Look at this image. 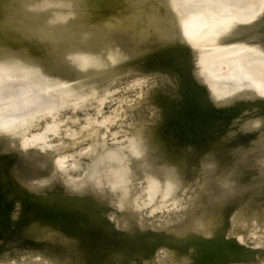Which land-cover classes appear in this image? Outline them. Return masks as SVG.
<instances>
[{
    "label": "rangeland",
    "instance_id": "obj_1",
    "mask_svg": "<svg viewBox=\"0 0 264 264\" xmlns=\"http://www.w3.org/2000/svg\"><path fill=\"white\" fill-rule=\"evenodd\" d=\"M19 1L21 0H0V32L4 28L5 30L8 27L11 28L13 22L14 26H18L20 23L16 24L18 21L21 22L20 16L24 13L22 14L23 18L33 19L36 23H32L31 20L32 24H30L29 20L27 22L24 20L25 18L21 17L23 19L21 23H28L26 28H30L25 30V35L27 31L31 34V30L34 31L32 36L38 32L33 38L37 37L39 41L33 40L32 36L28 37L32 38V41L37 40V44L41 41L39 45L42 44L40 48L43 51L45 49L47 52L54 42L55 45L53 44L54 47L52 45V49L50 48V53L54 50L57 54H61L65 49H72V46L70 47L72 40H74L73 49L78 46V48L86 50L89 47L90 49L87 50L90 52H86L97 53L95 65L103 66L102 59H105L104 66L100 67L102 72L106 71H104L105 74L102 73L103 79L106 76L112 77L145 69V66L149 70L144 74H127L118 77L97 92L82 97L67 95L63 101L64 96L60 97L61 100L58 96L56 101L61 102L52 107H49V104H43L44 109H41V106L34 107L40 108L36 111H32L33 107L30 108L31 110L19 108L20 114L24 116L19 115L16 110L18 117H14V112L9 117L11 121L7 118L1 119L3 121L0 122V264H264V157L251 153L240 162L234 170L233 177L222 182L223 188H221L222 183L218 185L217 191L222 189V192L219 191L222 195L220 194V201L215 202L216 204L213 206L214 192L210 194L211 188L206 192L203 191L201 176L193 178L182 192L173 193L178 189L177 187H181L185 183L192 172L202 170L210 178L214 174L213 171L216 173L230 166L238 155L235 146L237 141L244 144L245 139V143H247L254 140L256 135L264 134L263 85L248 80L239 82L235 76H231L232 69L251 56L255 58L256 66L264 74V1L262 4L261 0H234L233 3L228 0H219L220 2L224 1L222 3L218 0H191L185 3L184 0L183 2L187 5L185 6L182 5L183 2L179 3L182 0H177L176 3H179L180 7L185 6L181 10L175 6L176 3H173L175 0H170L172 3H169V0L166 2L161 0L162 3H156L159 0L153 2L145 0L146 3L149 2V6L151 5L149 10L151 14L148 18L154 17V21L151 20L159 24L158 28L157 24L152 22L156 25L153 27L154 31L150 29L146 33L147 38L141 37L145 43L147 42L145 39H148V45L147 43L144 45L140 38L135 39L133 36L125 38L121 28V30L119 29L121 32L116 30L120 25L115 26L113 23L114 29L117 28L115 30L112 28V30L114 33H118L117 35L120 36L118 38L119 36L112 33L111 23L110 26L108 22V26L106 25V19L101 23L105 24L107 31L110 29L109 32L103 27L104 24H100L99 27L103 28L94 29L95 36L93 30L87 32L88 26L83 24V27L79 22V25L71 23L70 31L66 33H69L68 36L73 34L71 41L70 38L69 40L66 38L65 33L57 32L56 35L53 30L54 23L56 22L59 26L64 25L66 19L62 17V14L69 9L67 7L61 9L63 12L58 8L57 13H54L56 8L53 11L50 10L53 14L49 12V8H47L48 12L45 11L46 8L39 10L43 14L40 13V15L44 16L41 17L45 18L43 21L40 17L41 21L49 23L46 25L51 24L50 27L48 26L50 32L47 34V26L45 24L41 26L42 22L36 18L39 12L35 11L37 7L35 2L33 3L34 0H31L34 5L29 0H26L27 3L25 2L26 4L31 3L33 6L31 4L30 6L33 8L26 5L24 1H22L24 4H19ZM162 4L168 5L166 7L169 9ZM241 4L244 7H241ZM256 4L258 10H252L250 6ZM19 6L24 10L22 13ZM172 6L173 10L170 12ZM246 6L247 8H245ZM178 8L181 10H179L180 16L178 15L179 11L177 12ZM242 8L246 11L243 12ZM157 9L166 12L159 14ZM212 10L216 12V15ZM31 11H35L34 13L37 15L29 14ZM210 11L215 15L213 17L218 27L212 31L202 29L201 32L189 35L190 30L185 28L186 24L191 19L201 18V14H209ZM25 12L26 16H24ZM44 12L47 15L50 13L52 18L51 16L47 17V20V15L45 16ZM152 14L154 15L152 16ZM158 14L162 15L161 18ZM30 15L34 16L36 20L34 17L30 18ZM58 15H60L59 18ZM163 15L170 16V23V19H175V21L172 19V26L174 25V28L178 26L176 30L174 29L175 37L178 36L177 41L184 43L187 50L183 47L160 52L150 57V51L154 52L176 44L174 35H169L172 34V30L169 34L167 31V34L164 32L165 29H173V27L168 22V18ZM17 17L18 20H16ZM159 18L165 19L166 22L163 21L168 25L167 28L164 26L165 24H162L163 21L158 20ZM57 20H60V24ZM9 22L10 24H8ZM38 26L41 27L38 28ZM75 26L76 28H74ZM77 26L82 29V32L78 30ZM205 26L204 28H206ZM45 27L46 34L52 39L47 38L46 35L44 37ZM51 28L54 34L49 35ZM157 28H164V31L160 29V34H157L158 32L155 31ZM41 29H44V32ZM84 29H86L85 32H83ZM99 29L100 31L103 29L104 34L109 33L106 38H104L105 35L99 36ZM235 29H238V33L235 35L238 41L230 45L229 39L234 35L232 33L230 35V32H234ZM40 30L42 32H39ZM4 31L2 33H5ZM103 31L100 34H103ZM226 31H229V35H225L223 41L220 40L222 33H228ZM161 32H164L166 36ZM39 33H43V35L40 36ZM250 33H253V38L257 41H261L258 44L259 47L246 45ZM97 34L102 41L98 39ZM51 35L57 37L54 36L53 40ZM76 35L79 38L78 41H76L77 38H74ZM112 35L117 42L114 41ZM0 36H4V34ZM7 36L9 37V34ZM60 36H62V40L64 36L66 38L64 41L70 42L67 45L68 48L65 47L67 42L60 44L64 42H59ZM81 37H83L82 41L86 39L84 44ZM103 38L104 40L107 38L113 40H110V43L105 40L107 42L105 43ZM41 39L44 41L42 42ZM95 40L102 43L98 44ZM86 41H89L90 46L94 45L95 50L92 46H85ZM43 44L50 46L45 48ZM107 44V48L106 46L104 48L107 49V52L111 51L109 53L102 47ZM56 48L62 50H55ZM56 53L52 54V57H58ZM99 56L102 58V65L101 62L99 63ZM92 65L89 67L92 68L94 66ZM106 65L115 67V73L112 72L113 68L109 67L110 71L112 70L110 73H113L110 74L109 69L106 70ZM193 65L198 67L196 75ZM45 66V70L49 71L47 68L49 64L47 63ZM22 88L31 90L30 95L40 101H46L55 96V90L40 77L20 73L14 77L6 78L5 87L0 91V95H3L7 90L15 91ZM150 88L157 93L155 101H157L158 109L155 111L152 107L146 106L144 102L135 104L136 100L144 99V92ZM17 95L10 96V98L14 99L13 97ZM22 97L14 101L18 103L20 99H23ZM6 98V101L12 100L9 97ZM5 100H1L0 106L4 105ZM12 101H8V105ZM217 101L230 103L220 104ZM8 105L4 107V111ZM10 106L9 108H11ZM2 110L0 108L1 112ZM157 114L160 116L157 117ZM141 118L148 121H160L158 128L163 129H160L162 131L158 130L160 135L155 136L157 141L153 138L151 127L135 126ZM10 124H12V128ZM156 142L162 145L166 151L175 154L176 157L170 158L168 161L164 160ZM99 143L108 147H117V151L133 148V145L137 149L139 148L140 152L134 154L130 159L129 174L124 173L127 177H124L120 187H112L111 176L108 175H100L104 177L100 178L99 176L95 179L96 171L90 170L104 152L98 148ZM109 150L105 151L110 153ZM208 150L210 152H207ZM217 150L218 152H216ZM104 154L106 153L104 152ZM211 154H215L214 156L219 158L214 159ZM189 157L192 159L191 161ZM227 157L230 158V160L227 159L229 161L226 160ZM212 161L214 165L216 164L215 166ZM181 163L187 170H185L184 176L177 168ZM169 166L174 170L171 171ZM175 168L177 169L175 170ZM166 171L177 173L180 184L178 182V186H175L172 181L171 183L176 188L170 183V191L169 189L168 191L157 190L155 184L157 185L158 181L162 180L160 175L166 176ZM132 172L147 174L149 180L143 176L133 175ZM37 173L38 175H36ZM40 178L42 182H40ZM174 178H176V174ZM92 180L99 181V183L93 185ZM255 185L263 187L260 191L249 193ZM210 196L212 200L208 198ZM34 200L35 202L41 201L43 204L50 203L48 205H51L52 208L57 205L53 209L57 216L53 214L52 208L45 204V207H42L47 211L50 209V220H47L49 215H47V211H42L43 208L41 211L47 214L45 216L43 213L46 219L42 218L39 208L37 213L36 208L32 207L35 203ZM30 211L34 214L31 215ZM35 212L42 218H40L41 223L45 220V224L41 225L39 221V227H37V220L40 219L37 218ZM53 218L57 219L58 223L60 221V224H57ZM32 221H35L34 224ZM50 221L52 226L48 223ZM34 225H37L36 228ZM57 225L60 227L56 228ZM37 228L45 230L46 233L39 232ZM51 228H54L56 232L52 238V235L48 233ZM75 229L78 233L71 235L70 232ZM41 235L44 238H41ZM71 249L72 251H70Z\"/></svg>",
    "mask_w": 264,
    "mask_h": 264
},
{
    "label": "bare ground",
    "instance_id": "obj_2",
    "mask_svg": "<svg viewBox=\"0 0 264 264\" xmlns=\"http://www.w3.org/2000/svg\"><path fill=\"white\" fill-rule=\"evenodd\" d=\"M22 1H24V3L26 2L27 3V1L26 0H21V1H19V4L21 3H23ZM153 1H156V0H152V2ZM164 0H162V2H163ZM176 1L177 0H175L173 3H176ZM180 1V0H179ZM184 0H182L181 2H179V3H181L182 4V2H183ZM191 0H185V3L186 2H190ZM217 1V0H216ZM219 1V0H218ZM225 1V0H224ZM224 1H219L220 3H222V2H224ZM228 1H232V3H233V1L234 0H228ZM259 1V0H258ZM264 0H261V3L263 2ZM29 2H31L32 3V1L31 0H29ZM28 2V4H26V5H28V6H30V4L31 3H29ZM35 2V3H34ZM159 2H161V0H159L158 2L156 1V3H159ZM161 2V3H162ZM164 2H166V0L164 1ZM171 1L169 0V3H170ZM178 2V1H177ZM227 2V1H226ZM23 3V4H24ZM33 3L35 4V6L38 8H35V11L36 12H39L38 14V16H36L37 15V13H34L35 11H31V12H29V14L30 13H32V15H33V13L35 14V16H36V18H37V20L38 19H40V17L43 15L42 14V12L41 11H39V10H43V9H45L46 8V10L45 11H47L48 12V10H47V8H49V12H50V10H52L53 11V9H55L56 8V11L54 12V13H57V8L58 9H62L63 7H64V9H66L65 7H67V11L65 10L64 11V13L62 14V17H65V19H66V21H65V23H64V25L62 24L61 26H59L58 24H56V22L54 23V26L53 27H55V28H53V30H54V32H55V34L57 35V32H62V34H66L67 32H69L70 31V24L71 23H73L74 25H76V23L79 25V22L81 23V25L84 27V25H87L88 27L87 28H89V30L87 29H84L83 30V32H85V30L88 32V31H90V30H93V32H94V34H95V30L94 29H97V28H105V24L104 23H101V22H104V20L106 19V25L108 26V24H107V22L109 23V26H110V23H111V30H112V28H113V30H115L114 29V25L116 26H118V25H120V27L118 26V29H116L117 31H120L121 29V31H123V33H122V35H124V36H126L125 38H127V36H133L135 39H141V37H146V33L148 32V31H150V29H152L153 31H154V26H156L155 24H153V23H156V22H153L154 20V17L153 18H148V16H150V7H151V5L149 6V2H147L148 3V5H147V3H146V1L145 0H34L33 1ZM32 3V4H33ZM155 3V4H156ZM168 3V2H167ZM168 3V4H169ZM172 3V2H171ZM178 3V4H179ZM185 3L183 2V4L182 5H185ZM31 4V5H32ZM33 4V5H34ZM150 4H153V5H155L154 3H150ZM177 4V3H176ZM175 5V6H178L179 8H181V10H182V8H184L185 6H187V5H185L184 7H180L181 5ZM188 4V3H187ZM191 4V3H190ZM259 4H260V2H259ZM258 4V5H259ZM263 4V3H262ZM32 5V6H33ZM152 5V6H153ZM157 5H159V4H156V6ZM162 5H164V4H162ZM172 5V4H171ZM237 5H238V3H237ZM261 5V4H260ZM264 5V4H263ZM18 6V5H17ZM32 6H30V7H32ZM165 7L166 6H168V5H164ZM173 6H174V4H173ZM173 6L171 7V11L170 12H172V8H173ZM189 6V5H188ZM224 6V5H223ZM222 6V7H223ZM226 6H228L227 4H226ZM226 6H224V7H226ZM241 7L243 6V4H241L240 5ZM20 7V6H19ZM18 7V8H19ZM61 7V8H60ZM163 7V6H162ZM164 7V8H165ZM244 7V6H243ZM251 7V9L252 10H254V9H257V4L256 5H252V6H250ZM249 7V8H250ZM18 8H16V9H18ZM21 8V7H20ZM19 8V10H21ZM33 8V7H32ZM157 8V7H156ZM166 8H168V7H166ZM166 8H165V10H166ZM177 8V7H176ZM176 8L174 9V11L176 10ZM177 9V12L180 10V9ZM228 8H229V6H228ZM245 8H247V6L245 7ZM15 9V10H16ZM155 9V8H154ZM153 9V10H154ZM169 9V8H168ZM208 9V8H207ZM211 9H213V8H211ZM216 9V8H215ZM226 9H227V7H226ZM243 9V8H242ZM263 9V6H262V8H261V10ZM63 10V9H62ZM61 10V12H63ZM157 10H159V14H163V13H165L166 11H160V9H157ZM180 10V11H181ZM186 10V9H185ZM201 10V9H200ZM205 10V9H204ZM210 10V9H209ZM222 10V9H221ZM247 10H249V9H247ZM258 10V9H257ZM256 10V11H257ZM17 11V10H16ZM15 11V12H16ZM22 11H24L23 9L21 10V13H22ZM25 11H27V10H25ZM152 11V10H151ZM156 11V10H155ZM168 11V10H167ZM180 11L178 12V15L180 14ZM187 11V10H186ZM203 11V10H202ZM208 11V10H207ZM216 11H217V9H216ZM223 11H224V9H223ZM244 11H246L245 9H243V12ZM251 11V10H250ZM260 11V10H259ZM18 13H19V11H17ZM61 12L59 11V13H60V15H61ZM157 12V11H156ZM156 12H154V14L156 13ZM161 12V13H160ZM170 12H167V13H170ZM204 12V11H203ZM206 12V11H205ZM212 12H213V10H212ZM218 12V11H217ZM248 12V11H247ZM26 13V12H25ZM27 13H28V11H27ZM27 13L24 15V16H26L27 15ZM40 13L42 14V15H40ZM50 13H52V12H50ZM50 13H48V15L50 14ZM58 13V14H59ZM213 13H215V15H216V12H213ZM241 13V12H240ZM248 13H250V12H248ZM258 13V12H257ZM15 14V13H14ZM22 14H24V13H22ZM22 14H21V16L20 15H18L17 13H16V15H18V16H20V20H21V22H22V20L25 18H23V16H22ZM28 14V15H29ZM53 14V13H52ZM148 14V15H147ZM154 14H152V16L154 15ZM157 14V13H156ZM158 14V15H159ZM177 14V13H176ZM223 14V13H222ZM246 14V13H245ZM260 14V13H259ZM44 15L46 16L47 15V13H45L44 12ZM46 16V19H47V17H50L51 16V18H52V15L50 14L49 16ZM56 14H54V16H55ZM60 15H58V18H59V16ZM158 15H156V18H158L157 16ZM166 15V14H165ZM165 15H163L164 17H167V16H165ZM168 15H171V14H168ZM181 15V14H180ZM179 15V16H180ZM214 14H211V11H210V13L209 14H206L205 13V15H203V14H201V18H199V16H200V14H199V16H198V18L199 19H197V18H194V20H192L191 19V21H189L187 24H186V27L185 28H187V30H190V32H188V34L189 35H193L192 33H195V32H201V31H203L202 29H204V31L205 30H207V31H212V30H214L215 28H217L218 26H216V23H215V18L213 17V16H215ZM57 16V15H56ZM151 16V17H152ZM161 16L162 15H159V17L161 18ZM197 16V15H196ZM195 16V17H196ZM203 16V17H202ZM14 17L16 18V16L14 15ZM23 19H22V18ZM29 17V16H28ZM32 17H34V16H32ZM31 17V15H30V18H32ZM42 17H44V16H42ZM41 17V18H42ZM105 17H107V18H105ZM163 17V18H164ZM35 18V17H34ZM36 18L34 19V20H36ZM54 18V17H53ZM58 18H54V19H58ZM158 19V20H161V19ZM162 18V19H163ZM168 19V22H169V18H170V16L169 17H167ZM172 18V17H171ZM189 18V17H188ZM192 18V17H191ZM19 18L17 17V19L16 20H18ZM43 19H45V18H42V20ZM61 19V18H60ZM153 21H152V20ZM172 19H174V18H172ZM172 19H170L171 20V26H172ZM176 19H177V17H176ZM195 19H197V20H195ZM25 21H27V20H29V18L27 19V18H25L24 19ZM33 21V19H30L29 21H27V22H29L30 24H32V23H34V24H36L35 23V21ZM48 20V19H47ZM53 20V19H52ZM164 21H165V19H163ZM163 20H161L160 22H162ZM14 21V20H13ZM12 21V22H13ZM39 21H41V19L39 20ZM44 21V20H43ZM56 21V20H55ZM59 21V24H60V20H57V22ZM63 21V19L61 20V22ZM156 21V20H155ZM163 21V22H164ZM174 21H175V19H174ZM178 21V20H177ZM202 21H204V22H202ZM219 21V20H218ZM17 22V21H16ZM20 21H18L17 22V24L16 25H18V23H20L18 26H14L13 25V23H12V25H11V28H9L8 27V29H6L5 30V28H4V32L5 33H7V34H9V37L7 36V34H5V33H2L3 31H1L0 32V35L1 34H4V36H0V91L3 89V87H5V80H6V78H11V77H14L15 75H17V74H27V75H30V76H38V77H40L41 79H43L44 80V82H46L47 83V85L48 86H50V87H52L54 90H55V96L52 98V99H48V100H46V101H40V99H38V98H36V97H33L32 95H30V93H31V90H29V89H25V88H22V89H17V90H7V91H5L4 92V94L3 95H0V102H1V100L3 99V100H5V98L6 97H9L10 98V96H13V95H17V94H19L20 96L19 97H22V95H24V97H22L23 99H20L19 101H18V103H17V101L15 102L14 100H18L19 99V97H18V95L15 97H13L14 99H12V98H10V99H12V100H8V101H12L13 102V104H11L12 102H10V105H8L9 103H7L8 101H6L7 100V98H6V103H5V101L3 102V106H0V108H1V110H2V112L0 111V120L1 119H3V118H7L8 120H10L9 119V117L12 115V114H14V112H15V115H14V117H18V115H16V110H18L19 108H23L22 110H28V109H32V107H33V109H32V111L33 110H40V108H34V107H40L41 106V109H44V105L45 104H49V107H52L53 105H56V103H57V105H58V102L56 101L57 99H58V96H59V99L61 100V96H64L63 98L64 99H62L63 101L66 99V96L67 95H70L69 97H71V95H75L74 94V92H78V93H83V92H85L86 90H88L89 88H91V87H93L96 83H98L99 81H102V80H104V79H106V77H108V76H106L104 79H103V74L102 73H104L105 74V72L103 71L102 72V68H100V67H103L104 66V61H105V59H102V58H104V56H102V55H100V56H102V58H100V56L98 57L99 59L98 60H100L99 61V63L101 62V59H102V62H103V66H99V65H95V61H96V56H97V53H92V54H90L89 52V50H87V49H90L89 47L85 50V48H78V46L75 44V46H77V47H75L76 49H73V45H74V43H73V41L74 40H72V45H70V47L72 48V49H70V48H68V43H70V42H68L67 40H65L64 41V39H68L69 40V38H70V41H71V36L73 37V34H70L69 36H68V34H66L67 36H66V38L63 36V40L61 39V37L62 36H60V38L59 39H61V40H59V42L60 41H64V42H61L60 44H62V43H65V42H67V43H65L66 44V46L63 44V46H65V47H67L68 49H65V51H63L61 54H57L54 50H52L53 52L52 53H50V51H51V47H52V45L54 44V42H52L53 44L51 45V43H50V45H51V47H49V46H47V47H49V50L47 51V52H49L50 53V55H49V53H47V52H45V49H44V51L40 48V45H42V44H40L39 45V43L41 42H38V44L36 43V41L39 39H37V37H35V39H37L36 41H32V38L35 36V35H37V33L35 34V35H31L32 33H34V31L33 30H31L30 32H31V34L29 35L27 32H26V35H27V37H26V35H25V30H27L28 28H26V27H28L27 25H28V23L27 24H25V23H21ZM24 22V21H23ZM32 22V23H31ZM42 22V21H41ZM54 22V21H53ZM153 22V23H152ZM166 22V21H165ZM162 23V24H165L164 26L167 28V26L168 25H166V23ZM47 23V22H46ZM46 23L44 22H42V24H41V26L43 25V24H45V26H47V29L49 30H47V34H48V32H50V29H49V27H50V25H46ZM113 23H114V25H113ZM115 23H117V24H115ZM173 23H175V22H173ZM177 23V22H176ZM201 23H203V24H205V25H203V24H201ZM218 23V22H217ZM8 24H10V22L8 23ZM47 24H49V23H47ZM84 24V25H83ZM100 24H104L103 25V27L101 26V27H99L100 26ZM157 24V26L156 27H158L159 28V24L158 23H156ZM73 25V26H74ZM80 25V26H81ZM161 25V24H160ZM183 25V24H182ZM5 26V25H4ZM7 26H9V25H7ZM12 26H14V27H12ZM40 26V27H41ZM49 26V27H48ZM82 26H81V28H82ZM106 26V27H107ZM163 26V25H162ZM163 26V27H164ZM170 26V27H171ZM202 26H203V28H202ZM204 26L206 27V28H204ZM264 26V25H263ZM39 26H38V28H40ZM155 27V28H156ZM161 27V26H160ZM173 27V29H168V30H166L165 29V31L163 30L164 28H160L162 31H164L166 34H167V32H168V34L171 32V30H172V34H169L170 36L171 35H174V38L176 39V41L174 40V42H178L177 41V38H178V36H177V38L175 37L176 35L174 34L175 33V30H176V28L178 27H176V28H174L175 26L173 25L172 26ZM171 27V28H172ZM38 28H36V29H38ZM43 28V27H42ZM74 28H76V26L74 27ZM77 28H78V26H77ZM80 28V27H79ZM78 28V30H81V32H82V29H79ZM86 28V27H85ZM108 28H110V27H108ZM121 28V29H120ZM157 28V30L155 29V31L156 32H158L157 34H160V29H158ZM184 28V27H183ZM30 29V28H29ZM28 29V30H29ZM32 29H34V28H32ZM107 28H105V30H106ZM120 29V30H119ZM175 29V30H174ZM264 29V28H263ZM2 30V29H1ZM35 30V29H34ZM39 30V29H38ZM42 30V29H41ZM39 31V32H42V31ZM77 30V29H76ZM77 30V31H78ZM110 30V29H109ZM109 30L107 31V32H109ZM112 30V31H113ZM151 30V32H153ZM160 30V31H159ZM170 30V31H169ZM173 30H174V32H173ZM45 33H44V37H45V35L47 36V38H51V37H48V35L46 34V27H45ZM43 31V32H44ZM76 31V32H77ZM99 31H100V29H99ZM98 31V32H99ZM102 31H103V29H102ZM102 31H100V32H102ZM111 31V32H112ZM120 31V32H121ZM167 31V32H166ZM178 31V30H177ZM100 32L98 33L99 34V36L100 35H105V37L104 38H106V36L109 34H104V32L105 31H103V34L101 33L100 34ZM116 32V31H115ZM164 32H161V33H164ZM179 32V31H178ZM71 33V32H70ZM78 33H80V31H78ZM97 33V32H96ZM113 34H115V36H119V35H117L118 33H114V31L112 32ZM155 33V32H154ZM165 33H164V35H165ZM40 34V36H42L43 35V33H39ZM50 34H54L53 32H52V28H51V33H49V35ZM62 34H60V35H62ZM84 34V33H83ZM98 34H97V37H98ZM121 34V33H120ZM157 34H156V37H157ZM151 35V34H150ZM149 35V36H150ZM162 35V34H161ZM160 35V36H161ZM28 36H32V38L30 39ZM52 36V35H51ZM55 36V35H54ZM54 36H52L53 37V40H54ZM95 36H96V34H95ZM113 36V35H112ZM166 36V35H165ZM169 36V37H170ZM55 37H57V36H55ZM101 37V36H100ZM122 37V36H121ZM159 37V36H158ZM29 38V39H28ZM74 38H77V35H76V37H74ZM73 38V39H74ZM82 38L83 37H81V41H82ZM104 38H103V42H105V40H108V38L107 39H105L104 40ZM113 39H114V36L112 37ZM115 38H117V37H115ZM118 38H120V36L118 37ZM147 38V37H146ZM151 38H152V36H151ZM160 38V37H159ZM168 38V37H167ZM172 38H173V36H172ZM173 38V39H174ZM8 39V40H7ZM34 38H33V40H35ZM52 39V38H51ZM55 39H57V38H55ZM78 39L79 38H77V40L76 41H78ZM98 39H101V38H99L98 37ZM113 39H111L110 38V40L112 41ZM143 39V38H142ZM142 39H141V41H142ZM42 40V39H41ZM86 40V39H85ZM85 40L83 39V41H82V43L84 44L85 43ZM88 40H90V39H88ZM110 40H108V43H110ZM125 41H126V39H124ZM123 40V41H124ZM147 40V42H149L148 41V39H145V41ZM150 40V39H149ZM167 40V39H166ZM39 41V40H38ZM44 40H42V42H43ZM55 41H58V40H55ZM80 40H79V42H81ZM100 41V40H99ZM101 41H102V39H101ZM114 41H116L115 39H114ZM119 41V40H118ZM122 41V42H123ZM124 41V42H125ZM128 41V40H127ZM131 42H132V40H130ZM137 41V40H136ZM140 41V42H141ZM89 42V41H88ZM87 41H86V44H85V46H90V43H88ZM95 42L97 43L98 42V40L96 41L95 40ZM117 42V41H116ZM143 42V44L145 45L146 43L144 42V41H142ZM141 42V43H142ZM58 43V42H57ZM100 43H102V42H100ZM99 42H98V44H100ZM105 43H107V42H105ZM104 43V44H105ZM129 43V42H128ZM150 43H152V42H150ZM45 44V43H44ZM43 44V46H45ZM89 44V45H88ZM93 44H95V43H93ZM98 44H96V46L98 45ZM55 45V44H54ZM54 45H53V47H54ZM78 45H81V44H79L78 43ZM147 45H148V43H147ZM150 45V44H149ZM46 46H45V48H46ZM81 46H83V45H81ZM91 46H92V44H91ZM90 46V47H91ZM94 46V45H93ZM92 46V47H93ZM99 46V45H98ZM97 46V47H98ZM106 46V48H107V46H108V44L107 45H104V46H102L103 47V49H104V51H106L107 52V49L105 50V47ZM109 46H110V44H109ZM153 46V45H152ZM241 46V45H240ZM96 47V48H97ZM100 48H101V46H99ZM51 48V49H50ZM95 47H93V49H94ZM135 48H138V47H135ZM158 48V47H157ZM263 48V47H262ZM57 49H60V50H62L61 48H56L55 50H57ZM98 50H99V48H97ZM102 49V48H101ZM110 49V48H109ZM120 49V48H119ZM148 49H150L149 47H148ZM47 50V49H46ZM95 50V49H94ZM97 50V51H98ZM113 50V49H112ZM138 50V49H137ZM140 50V49H139ZM156 50V49H155ZM86 51H89V52H86ZM109 51V50H108ZM109 52H111V51H109ZM109 52H107V53H109ZM150 52H153V51H150ZM55 53L57 54V56L58 57H52L53 55L52 54H54L55 55ZM111 54V53H110ZM114 54H115V52H114ZM123 54V53H122ZM111 56V55H110ZM132 56V55H131ZM52 57V59H49V58H51ZM115 57V56H114ZM120 57V56H119ZM107 61V60H106ZM95 62V63H94ZM102 62H101V65H102ZM49 64V67H47V68H49L48 70L49 71H46L45 70V65L46 64ZM92 63H93V65H92ZM98 63V62H97ZM107 63V62H106ZM256 62H255V58L253 57V56H251L248 60H246V61H244V62H242L240 65H238V66H235L233 69H232V75L231 76H235V78L239 81V82H243V81H253V83H256V84H261V85H263V87H264V74L260 71V69L256 66V64H255ZM89 65H92L93 67L92 68H90L89 67ZM107 66V65H106ZM121 66V65H120ZM123 66V65H122ZM109 67H111V66H109ZM108 66H107V68H106V70H108V72L110 73L112 70V72H114V69H115V67H111V71H110V68H109ZM119 67V66H118ZM117 67V68H118ZM120 68H122V67H120ZM123 68H124V66H123ZM117 70V69H116ZM264 70V69H263ZM108 73V75H110V74H113V73H110L109 74ZM115 73V72H114ZM229 87V86H228ZM232 88V87H231ZM4 98H3V97ZM8 98V99H9ZM16 98V99H15ZM61 102V101H60ZM59 102V103H60ZM8 105V108L4 111V107L6 106V105ZM15 104V105H14ZM44 104V105H43ZM9 106L11 107V108H9ZM13 106V107H12ZM3 107V108H2ZM43 107V108H42ZM55 107V106H54ZM30 109V110H31ZM20 110V109H19ZM18 110V114L19 115H21L20 113V111ZM34 111V112H35ZM21 116H24V115H21ZM13 118V117H12ZM21 118V117H20ZM19 119V118H18ZM247 119V118H246ZM3 120H1L0 122H2ZM11 121V120H10ZM9 121V122H10ZM25 121V120H24ZM8 122V121H7ZM14 122V121H13ZM16 122V121H15ZM27 122V121H26ZM24 123V122H23ZM246 123V122H245ZM17 124V123H16ZM22 124V123H21ZM14 125V124H13ZM27 125V124H26ZM1 126V125H0ZM9 126V125H8ZM22 126H24V125H22ZM21 126V127H22ZM2 127H3V125H2ZM10 127L12 128L13 126H12V124H10ZM144 127V126H143ZM10 128V129H11ZM261 128V127H260ZM160 129H163V128H161L160 127ZM159 128H158V130H160ZM236 129V128H235ZM264 130V129H263ZM160 131H162V130H160ZM159 131V132H160ZM163 131H165V130H163ZM256 131V130H255ZM260 131V130H259ZM262 131V130H261ZM143 133V132H142ZM165 133V132H164ZM263 134V133H262ZM167 135V134H166ZM200 135V134H199ZM258 135H260V134H258ZM162 137H164V136H162ZM175 137V136H174ZM242 137V136H241ZM244 137V136H243ZM254 137V136H253ZM256 137V136H255ZM166 138V137H165ZM237 138V137H236ZM249 139V138H248ZM247 139V140H248ZM189 140V139H188ZM157 141V140H156ZM127 142V141H126ZM182 142V141H181ZM184 142V141H183ZM190 142V141H189ZM223 142V141H222ZM246 142V139L244 140V143ZM170 143V142H169ZM179 143V142H178ZM163 144V143H162ZM171 144H174V143H171ZM137 145V144H136ZM189 145V144H188ZM194 145V144H193ZM192 145V146H193ZM236 145H243L242 144V142L241 141H237L236 142V144H235V146ZM128 146V145H127ZM126 146V147H127ZM180 146V145H179ZM178 146V147H179ZM218 146V145H217ZM221 146V145H220ZM129 147V146H128ZM178 147H177V149H178ZM203 147V146H202ZM222 147V146H221ZM225 147V146H224ZM184 148V147H183ZM206 148V147H205ZM234 148V147H233ZM119 149H124V148H119ZM139 149V148H138ZM138 149H137V147H134V145H133V148H129V149H127V150H124V151H109L110 153H107L108 151L107 150H109V149H106V151L104 150V152L106 153V154H104V152L101 154V157H99L98 159H97V161L95 162V166H94V164L92 165V167H94V168H90V170L91 171H96V174L94 175V178L96 179V178H99V176L100 175H108V176H111V183H112V187H120L121 186V182H122V180L124 179V177L126 178L127 176V174L124 172V168L125 167H127L128 168V170L130 169V165H129V162H130V159H131V157L134 155V154H138L140 151H138ZM147 149V148H146ZM225 149V148H224ZM231 149H232V147H231ZM173 150V149H172ZM175 150V149H174ZM190 150V149H189ZM215 150V149H214ZM145 151V150H144ZM220 151V150H219ZM173 152V151H172ZM207 152H210L209 150L207 151ZM213 152V151H212ZM216 152H218V150L216 151ZM222 152V151H221ZM144 153V152H143ZM194 153H196V152H194ZM140 154H142V153H140ZM219 154V153H218ZM229 154V153H228ZM198 155V154H197ZM212 155V154H211ZM215 155V154H214ZM214 155H212V156H214ZM221 155H223L222 153H221ZM136 156V155H135ZM195 156V155H194ZM199 156V155H198ZM200 156H202V155H200ZM212 156H211V159H212ZM229 157H230V155H229ZM229 157H227L226 158V160L229 158ZM232 157V156H231ZM193 158V157H192ZM196 158H197V156H196ZM214 159H217V158H219V157H217L216 158V156H214L213 157ZM189 159H190V157H189ZM189 159H187L188 160V162H189ZM194 159V158H193ZM205 159H208V158H205ZM225 159V158H224ZM251 159V158H250ZM250 159H249V161H250ZM192 159H190V161H191ZM229 160H230V158H229ZM229 160H227V161H229ZM204 161V160H203ZM214 161V160H213ZM212 161V162H213ZM215 161H217V160H215ZM224 161V160H223ZM188 162L186 161V163L188 164ZM197 162H198V160H197ZM218 162V161H217ZM226 162V161H225ZM200 163V162H199ZM219 163V162H218ZM217 163V164H218ZM223 163V162H222ZM100 164H104L103 166L102 165H100ZM213 165H214V162L212 163ZM221 164V163H220ZM220 164H219V166H220ZM128 165V166H127ZM172 165V164H171ZM170 165V166H171ZM191 165H192V163H191ZM195 165V164H194ZM213 165H211V166H213ZM216 165V164H215ZM214 165V166H215ZM170 166H169V168H170ZM172 166H174V164L172 165ZM177 166V165H176ZM178 166H179V164H178ZM177 166V168H178V170L180 169V171L182 172V175L184 176L185 175V173H186V169H185V167H184V164H182L181 163V165L178 167ZM187 166V165H186ZM189 166V165H188ZM207 166V164L205 165V167ZM209 166V165H208ZM211 166H210V168H211ZM218 166V165H217ZM101 167H103V168H101ZM195 167V166H194ZM200 167V166H199ZM202 167V166H201ZM168 168V167H167ZM168 168V169H169ZM177 168H175V170L177 169ZM171 169V168H170ZM173 170H174V168H172ZM172 169H171V171H172ZM192 169H193V167H192ZM216 169H217V167H216ZM166 170V169H165ZM165 170L163 171V173L165 172ZM186 170V171H185ZM200 170V169H199ZM120 171V172H119ZM170 171V170H169ZM169 171H166L167 173H166V176H162V175H160L161 177V181H158L159 183H157V185L155 184V188L157 189V190H166V191H168V189H169V187H170V183L173 181L174 183H175V186H178V182H179V180H178V178H179V176H178V178H177V173H175L176 174V178H174V172H169ZM178 172V171H177ZM181 172H180V174H181ZM126 175H125V174ZM133 173V172H132ZM162 173V174H163ZM213 173H215L214 171H213ZM213 173H211V174H213ZM39 174H40V172H39ZM179 174V175H180ZM207 174V173H206ZM208 174H210V173H208ZM36 175H38V173L36 174ZM132 175V174H131ZM164 175V174H163ZM46 176H48V175H46ZM33 177H35V176H33ZM101 177H104V176H100V178ZM158 177H159V175H158ZM180 177H181V175H180ZM233 177V176H232ZM46 178H48V177H46ZM33 179V178H32ZM37 179V178H36ZM44 179V178H43ZM108 179H109V177H108ZM37 180H39V179H37ZM160 180V179H159ZM93 181V180H92ZM40 182H42L41 181V178H40ZM102 182V181H101ZM101 182H100V184H101ZM104 182V181H103ZM37 183V182H36ZM99 183V181H93V185H97ZM108 183H109V180H108ZM176 183H177V185H176ZM220 183H222V182H220ZM43 184V183H42ZM84 184V183H83ZM179 184H180V182H179ZM82 185V184H81ZM174 184H172L171 183V186H173ZM222 185V187L221 188H223V183L221 184ZM220 185V186H221ZM42 186V185H41ZM91 186V185H90ZM105 186V185H104ZM175 186H173V187H175ZM181 186V185H180ZM263 186H261V185H255L252 189H251V191L249 192V193H251L252 191H260L261 190V188H262ZM43 188H45V187H43ZM110 188V187H109ZM108 188V189H109ZM154 188V187H153ZM176 188V187H175ZM177 188H179V187H177ZM211 188V192H210V194L211 193H213L214 192V194H213V196H212V198H214L213 199V201H212V206L214 205V204H216L215 202H219L220 201V194L222 195V189L220 190L219 189V191H221L220 193H219V191H217L218 190V185H214V186H212V187H210ZM171 189V188H170ZM170 189H169V191H170ZM208 192V191H207ZM164 194V193H163ZM166 194H168V193H166ZM206 194H208V193H206ZM215 196V197H214ZM25 199L27 198L26 196L24 197ZM208 198H210V200H212V198H211V196L210 197H208ZM245 198V197H244ZM29 200V199H28ZM38 201V200H37ZM33 202H35V200L33 201ZM32 203V202H31ZM204 203V202H203ZM45 204H47V206H49V208H52V207H50L51 205H48V204H50V203H45ZM45 204H43L41 201L40 202H35L34 204H33V206L32 207H34V208H36V212L38 213V211H37V209L39 208V210H40V215L42 216V218L44 217L45 218V216H46V214L47 215H49L50 214V212L51 211H47V209H45L44 210V208L43 207H45ZM52 205H54V204H52ZM43 206V207H42ZM55 206V205H54ZM53 206V208H52V212H53V209L57 206H55L54 207ZM31 207V208H32ZM207 207H209V206H207ZM33 208V209H34ZM42 208H43V210H42ZM32 209V210H33ZM47 211V213H44V212H42V211ZM34 211V210H33ZM35 212V215L36 216H38L37 215V213ZM29 213H31V211L29 212ZM43 213L45 214V216L43 215ZM32 214H34V212L33 213H31V215ZM53 214H54V212H53ZM39 215V216H40ZM54 215H56V214H54ZM53 215V216H54ZM35 216V217H36ZM37 217L38 219H40L41 217ZM53 216H51V217H53ZM57 216V215H56ZM48 217V219L47 220H50V215L49 216H47ZM41 218V219H42ZM55 218V217H54ZM53 218V219H54ZM41 219L40 220H37V225L39 224V223H41ZM46 219V218H45ZM47 220H46V224H47ZM56 222H57V219H54ZM40 221V222H39ZM51 221H53V220H51ZM51 221L50 222H48V223H50V226H52L51 224ZM54 221V222H55ZM58 221H59V219H58ZM34 222L35 221H32V223L34 224ZM39 222V223H38ZM44 224H45V220L44 221H42ZM53 222V223H54ZM63 222V221H62ZM61 222V223H62ZM43 223H41V225L43 224ZM68 223V222H67ZM57 224H60V221H59V223L57 222ZM31 225V224H30ZM36 225V226H37ZM40 225V226H41ZM48 225V224H47ZM54 225H55V223H54ZM68 225V224H67ZM33 226V225H32ZM36 226L34 225V227L36 228ZM72 226V225H71ZM31 227V226H30ZM33 227V228H34ZM37 227H39V225L37 226ZM49 227V226H48ZM53 227H56V226H53ZM60 227V226H59ZM58 227V225H57V227L56 228H59ZM41 228H42V226H41ZM40 228V229H41ZM44 228V227H43ZM38 229V228H37ZM44 230V229H43ZM48 230V229H47ZM55 229L54 228H51L50 229V231L48 232L49 233V235H52L51 236V238L52 237H54V235H56V232L54 231ZM35 231H37V230H35ZM38 231L40 232V231H42V230H39L38 229ZM38 232V233H39ZM43 232H45L46 233V231L44 230V231H42L41 233H43ZM71 235H72V233H74V234H76V233H78V231L75 229V230H72L71 232ZM40 234V233H39ZM44 235V234H43ZM48 235V234H47ZM75 236V235H74ZM47 236H46V234H45V238H46ZM41 238H44L42 235H41ZM48 238H50L49 236H48ZM47 239V238H46ZM71 241H73V239H71ZM105 242V241H104ZM142 243H144L143 241H142ZM70 251H72V249L70 250ZM251 253V252H250ZM65 258H67V256H65Z\"/></svg>",
    "mask_w": 264,
    "mask_h": 264
},
{
    "label": "water",
    "instance_id": "obj_3",
    "mask_svg": "<svg viewBox=\"0 0 264 264\" xmlns=\"http://www.w3.org/2000/svg\"><path fill=\"white\" fill-rule=\"evenodd\" d=\"M233 31L234 32H230V35H231V33L234 34L233 37H231V39H233V40L229 39V42L231 43L230 45H232L233 43H236L238 41L237 40V36H235L238 33L237 32L238 29H235ZM226 32H228V33H225V32L222 33L221 36L223 38L220 37V40L223 41L225 39L224 37H226L225 35H227V34L229 35V31H226ZM253 37H254L253 33H250V36L247 37L248 38V42H247L246 45L249 46V47H259L260 45H258V44L261 41H257ZM183 47L185 48L184 43L178 42L176 44H173L172 46L164 47V48H161V49L156 50L154 52H150L149 56L152 57L153 55H156V54H158L160 52L172 51L174 49L183 48ZM185 49L187 50V47ZM193 69H194V73L196 75L198 67L193 65ZM147 70H149V68L148 67L146 68V66H145V69H138V70H134L132 72H128V73H125V74L123 73V74H120V75H117V76L108 77V78L104 79L103 81H99L93 87L89 88L88 90H86L82 94L78 93V92H74L75 97H82V96H85V95H88V94L95 93L99 89L104 87L105 85L109 84L112 80H114V79H116L118 77H121L123 75H127V74H144ZM22 75H25V74H22ZM156 94L157 93L152 88L147 89L144 92V95H145L144 99L136 100L135 104L144 102L146 104V106L152 107L154 109V111H155V110L158 109L157 101H155ZM255 95L256 96H261V95H257V94H255ZM217 103L222 104V103H230V102H228V101L227 102H218L217 101ZM159 116H160V114H157V117H159ZM135 126H137V127H139V126L140 127L141 126H147V128L151 127L152 135H153L154 140H156L155 139L156 135H158V134L160 135V133H159V131L157 129L160 126V121L159 120H157V121H148V120H145V119L141 118L136 123ZM157 145H158L157 148L160 149L161 155L163 156L164 160L168 161V160H170V158L176 157L175 154H172V153L166 151L162 145H159L158 143H157ZM97 146H98V148H101L102 150L110 149L112 151H117V149H118L117 147H108V146L104 145L103 143H99ZM236 148H237L236 150L238 152V155L234 158V160L232 161L230 166H227L224 169L214 173L213 175L210 176V178L208 176H206L205 172L203 173L202 170H200L199 172H197V171L196 172H192L190 174V176L186 179L185 183L181 187H179L177 190H174L173 193L182 192L185 188L188 187V185L190 184L191 180H193V178L198 177V176L202 177V183H203V187L202 188H203L204 192H206V190H209V188L214 186L215 184L219 185L220 182L227 181L229 179V177H231L234 174V170L237 167V165L240 162H242L249 154L253 153V154H256L258 156L264 157V134L263 135H256L254 140H252L250 142H247V143H244L243 145H236ZM123 170H124V172L127 175L129 174L127 167H125ZM132 174L133 175H137V176H143L145 179L149 180V176L147 174H144V173H137V174L136 173H132Z\"/></svg>",
    "mask_w": 264,
    "mask_h": 264
}]
</instances>
